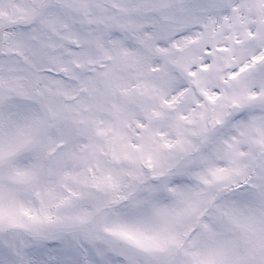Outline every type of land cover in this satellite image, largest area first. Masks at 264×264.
I'll return each mask as SVG.
<instances>
[{
    "label": "snow or ice",
    "instance_id": "6c2138e0",
    "mask_svg": "<svg viewBox=\"0 0 264 264\" xmlns=\"http://www.w3.org/2000/svg\"><path fill=\"white\" fill-rule=\"evenodd\" d=\"M0 264H264V0H0Z\"/></svg>",
    "mask_w": 264,
    "mask_h": 264
}]
</instances>
